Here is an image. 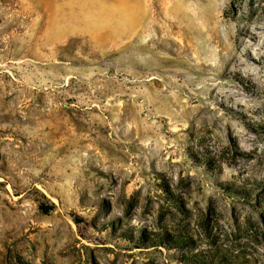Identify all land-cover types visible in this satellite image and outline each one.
Wrapping results in <instances>:
<instances>
[{
  "label": "rangeland",
  "instance_id": "rangeland-1",
  "mask_svg": "<svg viewBox=\"0 0 264 264\" xmlns=\"http://www.w3.org/2000/svg\"><path fill=\"white\" fill-rule=\"evenodd\" d=\"M0 264H264V0H0Z\"/></svg>",
  "mask_w": 264,
  "mask_h": 264
},
{
  "label": "trees",
  "instance_id": "trees-1",
  "mask_svg": "<svg viewBox=\"0 0 264 264\" xmlns=\"http://www.w3.org/2000/svg\"><path fill=\"white\" fill-rule=\"evenodd\" d=\"M171 241L173 242V246H176V247L183 246L186 243L185 239H171Z\"/></svg>",
  "mask_w": 264,
  "mask_h": 264
},
{
  "label": "bare ground",
  "instance_id": "bare-ground-1",
  "mask_svg": "<svg viewBox=\"0 0 264 264\" xmlns=\"http://www.w3.org/2000/svg\"><path fill=\"white\" fill-rule=\"evenodd\" d=\"M152 79H155V78H152Z\"/></svg>",
  "mask_w": 264,
  "mask_h": 264
}]
</instances>
